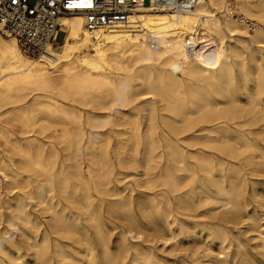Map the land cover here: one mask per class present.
Segmentation results:
<instances>
[{
	"label": "bare ground",
	"instance_id": "obj_1",
	"mask_svg": "<svg viewBox=\"0 0 264 264\" xmlns=\"http://www.w3.org/2000/svg\"><path fill=\"white\" fill-rule=\"evenodd\" d=\"M225 2L199 0L193 9L185 12L144 5L126 21L92 31L86 30L82 15L62 16L59 19L65 32L62 43L48 47L39 58L24 55L12 35L0 33V108L11 105L7 113L12 120L26 123L29 118L42 115L36 131L43 133L52 125L59 126V131L47 137L57 139L64 150L77 151L82 147L88 151L86 172L77 162L73 163V172H67L57 161L53 143L48 147L37 139L23 143L21 139L10 137L0 126V138L8 147L6 155L0 154V171L7 183H17L18 174L9 168L10 164L35 171L37 177L33 205L44 214L47 227L30 217L25 204L19 202L16 206L20 221L30 224L32 229V235L24 229L21 233L33 249V264H158L150 247L142 249L138 243L129 244V239H144L142 231H147L144 240L153 243L159 239L169 243L168 240L175 239L181 232V227H173L176 219L170 212L164 213L165 227L127 226L128 230H119L115 242L110 240V230L100 227L97 210L101 203L96 207L98 201L93 192L114 196H120V192L110 186L106 150L102 149L103 153L96 156L90 149L91 145H96L98 136L91 132L87 135L84 130L82 109L78 105L86 106L85 95L104 94L106 102L103 104L110 110H114L111 102L120 103L122 109L114 111L123 114L117 119L118 124L129 129L127 140L135 147L143 143L144 158L134 159L143 164L141 183L150 190L157 182L164 186L158 195L167 205L171 193L177 205L181 201L180 194L176 193L183 184L178 171L190 172L191 180L203 173L206 180L217 187L213 192L199 184L204 199L218 200L223 194L225 203H229L233 195L225 191L222 180H214V171L219 172L220 178L238 179L242 175L241 166L228 158L245 157L248 150L259 151L258 157L264 162V2L234 0L246 17L257 20L252 31L237 18L218 15ZM233 65L237 67V75ZM248 74L253 75L252 89L245 83ZM240 88L248 94V108L239 105L236 96ZM138 96L144 98L136 103ZM257 109L261 115H257ZM140 112H145L146 117L143 135L135 120ZM158 112L162 114V126L156 120ZM113 114L98 118L89 111V119H102L101 124L113 123ZM194 146H198L195 151H187V147ZM188 157L195 160V165ZM162 159L164 165L158 169ZM228 171L231 174H227ZM27 185L28 180L19 181L20 187ZM56 194L83 209L84 217L71 213ZM149 199L155 201L156 197L150 195ZM128 204L125 200L112 205ZM169 217H173L172 220ZM81 218L93 227L82 223ZM133 223L139 224L136 220ZM222 232L218 231L219 237L225 239ZM1 233L0 229V264H4L1 254L8 256L11 262L25 264L19 254L12 259L3 245ZM261 242L264 247V237Z\"/></svg>",
	"mask_w": 264,
	"mask_h": 264
},
{
	"label": "rangeland",
	"instance_id": "obj_2",
	"mask_svg": "<svg viewBox=\"0 0 264 264\" xmlns=\"http://www.w3.org/2000/svg\"><path fill=\"white\" fill-rule=\"evenodd\" d=\"M227 2L228 1L226 0L225 5ZM238 11L241 12L239 9ZM219 14H223V12L218 13V15ZM250 19L257 23L256 19ZM64 34L65 32L58 33L54 41L55 45L58 46L62 43ZM233 72L237 75V67L235 65H233ZM250 75L251 74H248L245 83L249 89H252L254 87V79L253 75ZM237 94L236 97L240 100L239 105H243V108H248L249 105L246 104L249 100L248 94L241 88ZM103 95L102 93H100V96L85 95L83 99L87 102L86 106L77 105L82 109V122L85 133L88 135V133L91 132L94 136L99 137H97L96 145L94 147L91 145L90 149H92V152L96 153V156H100L103 153L102 149L106 150V166L110 186L115 187L120 192V196L107 194L97 195L93 192L95 197L94 199L98 201L95 203L96 207L101 203L100 209L97 210L100 227H106L107 230H110V240L115 242L118 239V232L121 228L128 230V227H165L164 213L170 212V214L176 219L173 227H181V232L175 239L168 240L169 243H167V241L163 243L161 240L157 239L156 241L155 239L152 243L151 241L144 240L146 238L145 234L148 232L142 231V237L144 239L132 241L128 238L129 244L131 242L138 243L142 249L150 247L152 252L157 257L156 262L158 264H264V255H262L264 254V247L261 242V238L264 237V162H262L260 156L258 157L260 152L256 150H248L245 152V157L241 156L234 160L227 157L232 163L235 162L239 165V167L241 166L240 175H242L238 179L234 177L220 178L219 172L214 171V180L217 182H219V180L223 181L222 185L225 191H227L229 195H233L232 202L230 201L229 203H225L226 199L223 194L219 195L221 200L219 198L218 200H211L206 197L204 199V194L201 193V187L199 184L214 192L217 190L214 182L206 180L203 173H198V177L195 176V180H191V173L181 170L177 173L179 178L183 180V184L176 192L177 194H180L181 201L177 205L174 194L171 193L169 195L170 203L167 205L165 199L158 195L159 191L162 188H165L164 186H161L160 183L157 182L155 183L156 187L150 190L146 186L144 187L142 185L141 182L144 179L143 164L137 163L134 159L137 158L142 160L144 158L143 143H139L135 147L131 140H127L130 137L129 129L126 125L118 124L117 119L122 117L123 114H121L122 112L115 114L114 111L117 108L122 109V107H120V103L118 101L111 102V108L114 110H110L103 104V102H106ZM141 98L144 97L138 96L136 103H139V100H142ZM9 108H11V105L0 108V126L6 129L7 134H9L10 137L21 139V142L23 143L27 141L33 142L34 139H37L45 143V147H48L51 142L56 148L57 161L62 163V166L68 170L67 172H73L72 169L74 168L73 166L76 162L79 163L82 170L86 172V154L88 152L86 149L81 147L77 151L64 150L62 149V145L58 143L59 141L57 139L47 137L49 133L57 130L59 131V126L52 125L43 133H39L36 130L39 127V121L43 119L42 115L29 118L28 123L24 120L15 121L12 120V117L7 113ZM123 109L125 111L127 108L124 107ZM89 111H92V113L98 116V118L103 117L108 113H114L112 116L113 123L104 122L101 124L100 122L102 119H98L96 121L91 120L89 119ZM255 112L257 115L262 114L259 109L255 110ZM129 114H132V111H130ZM161 115L162 114L158 112L156 120L159 125L162 126ZM128 118L129 117L126 116L125 119L129 120ZM145 118V112H140L135 117V120L139 122V130L142 135L145 132ZM31 119H33V121ZM32 122L35 126H33ZM89 123L96 126L90 127ZM1 141L2 139L0 138V142ZM197 147L198 146L187 147L186 149L187 151L193 152L197 149ZM73 151L76 153V156H73ZM6 152H8V147L2 141L0 143V154L4 156L6 155ZM187 159L190 163L195 165V160L193 158L188 157ZM163 165L164 159L159 161L158 169L162 168ZM8 166L11 170L18 174L16 175L18 184L12 182L7 183V179L3 177V174L0 171V229L2 231L1 236L3 245L7 249L6 251L10 252L12 259L14 257L16 258L19 254L23 257L22 260L25 264H33V249L28 246L29 244L25 241L24 235L21 233V230L24 229L28 235H32V229L30 228V224L20 221V216L16 210V206L19 202L25 204V208L31 214L30 217L32 219L36 218L37 221H41L42 227H47L45 224L46 219L44 218V214H41L37 210L38 207H34L33 205L36 202V199L34 198V187L36 185L37 177L35 176V171H25V169L12 164ZM227 167L231 168V165H228ZM227 174H231V171H228ZM26 180H28V185L24 188L20 187L19 181ZM188 189H191V191H188ZM30 191L32 194H30ZM150 195H155L156 200L151 201L149 199ZM56 196L60 199V202L64 204L69 211H71V213L80 214L84 217V215H82L83 209H80L77 205L68 202L57 194ZM202 199L203 201H201ZM125 200L129 202L128 205L122 207L113 206L115 203ZM198 200H200V202ZM243 208L245 210H243ZM172 218L173 217H169V220H172ZM6 219L9 220V222L6 221ZM133 220H136L139 224L135 225ZM81 221L84 224L88 223V221H85L82 218ZM154 223H156L157 226ZM87 225L88 227H93L89 226V224ZM3 231H5V234ZM218 231H223L222 233L225 234V239H221V237H219L220 235L218 234ZM247 231L248 233H246ZM114 246L115 245L113 244V247ZM17 248H19V251H17ZM1 256L4 264H18L14 260L11 262V259L6 255L1 254ZM161 260H164V262Z\"/></svg>",
	"mask_w": 264,
	"mask_h": 264
},
{
	"label": "built area",
	"instance_id": "obj_3",
	"mask_svg": "<svg viewBox=\"0 0 264 264\" xmlns=\"http://www.w3.org/2000/svg\"><path fill=\"white\" fill-rule=\"evenodd\" d=\"M227 1L223 14L239 19L248 31H252L256 22L239 12L234 0ZM198 2L199 0H18L14 3L13 0H0V33L12 35L24 55L39 58L46 53L48 47L57 46L54 41L59 32H64L59 24L62 16L80 14L86 30L92 31L126 21L144 5L154 9L166 7L185 12L193 9Z\"/></svg>",
	"mask_w": 264,
	"mask_h": 264
},
{
	"label": "snow or ice",
	"instance_id": "obj_4",
	"mask_svg": "<svg viewBox=\"0 0 264 264\" xmlns=\"http://www.w3.org/2000/svg\"><path fill=\"white\" fill-rule=\"evenodd\" d=\"M13 2L15 3V2H18V0H13Z\"/></svg>",
	"mask_w": 264,
	"mask_h": 264
}]
</instances>
